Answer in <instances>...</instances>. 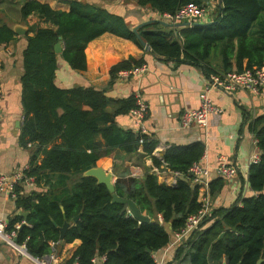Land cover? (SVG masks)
<instances>
[{
    "label": "trees",
    "instance_id": "16d2710c",
    "mask_svg": "<svg viewBox=\"0 0 264 264\" xmlns=\"http://www.w3.org/2000/svg\"><path fill=\"white\" fill-rule=\"evenodd\" d=\"M139 3L161 14H174L188 3L205 4L203 0ZM218 10L212 23L181 27L179 36L173 31L167 35L160 21L142 26L140 31L158 57L209 65L213 50L219 48L225 69L222 72L263 66L264 0H222ZM31 15L38 16L46 26L37 22L24 35L21 142L37 147L30 174L44 184L51 183V176L58 177L56 185L46 192L19 191L17 203L30 213L26 224L20 216L8 231L14 230L13 225L19 221L17 244L41 258L53 253L50 242L61 240L59 228L68 221L64 241L82 242L65 264H94L95 257L99 258L97 264H159L155 253L166 248L172 232L181 230L188 216L201 207L200 187L192 182L189 169L204 156L205 144L173 145L166 150L164 160L154 157L157 166L166 164L170 170L181 172L172 186L162 181L161 174L133 176L127 169L118 174L117 194L134 200L150 217L149 222L140 223L129 213L127 204L113 203L107 185L84 172L96 166L100 158H115L121 151L131 154L142 147L152 155L158 141L151 134L118 125L119 115L137 107L135 96L117 100L109 97L106 89L94 86H59L56 75L60 53L56 45L62 43L61 55L78 71L87 69L90 41L105 32L130 38L144 48L123 16L94 3L73 0L71 9L64 11L40 0H25L21 7L23 21L28 23ZM19 37L9 24L0 25V44ZM143 64L145 58L131 56L114 65L110 86L120 71ZM250 128L261 150V160L251 165L248 179L255 193L244 197L241 204L214 208L203 224L206 226L175 248L177 264H257L264 258V114ZM226 183L221 176L212 178L211 195L220 193Z\"/></svg>",
    "mask_w": 264,
    "mask_h": 264
},
{
    "label": "crops",
    "instance_id": "0c3cea01",
    "mask_svg": "<svg viewBox=\"0 0 264 264\" xmlns=\"http://www.w3.org/2000/svg\"><path fill=\"white\" fill-rule=\"evenodd\" d=\"M25 0H0V25L7 23L14 28L15 24L22 23L30 27L41 22L38 16L28 17V23L23 21L21 7ZM50 4L55 9L69 11L73 0H40ZM100 5L108 11L123 16L133 29L137 24L144 21L159 19L160 14L147 6H142L139 0H82ZM18 4L20 11L16 13V20L6 13L4 5ZM209 5L208 14L204 22H211L219 13V0H203ZM4 9L5 12L2 10ZM4 14V16H3ZM22 20V21H21ZM167 35L172 31L179 36L181 27L162 24L160 27ZM180 28V29H179ZM17 41L9 44H0V169L6 173L26 166H31L30 161L37 147L32 144L24 146L21 142V132L24 123V108L22 106V82L24 73L23 51L27 44V38L19 35ZM63 47V46H62ZM62 53V52H61ZM59 54L56 83L61 87H74L77 85L94 86L97 89H106L107 95L114 99H123L142 93L143 98L149 104V113L145 125L157 141V146L152 155L146 154L141 147L136 153L119 152L113 158L109 156L98 160L97 165L114 174L115 180L118 174L130 168L138 173H155L161 171L162 181L172 186L177 180L170 170H164L162 164L157 166L154 157L162 160L161 154L173 145H187L201 141L205 144V153L202 163L209 166L212 178L217 176L216 167L220 158H225L231 164L238 165L236 175L226 179L227 183L220 193L212 196L214 208L229 207L239 202L254 191L249 185L250 160L258 150L254 143V133L250 128L251 123L260 115L264 114V89L260 93L247 90L226 92L222 89L212 91V96L223 113L212 115L207 128L192 125L182 128L180 123L184 111L200 106V95L208 78L216 72L225 71L223 68L222 51L219 48L213 50L209 65L188 64L177 60L163 57H154L146 52L132 39L111 32H105L90 41L86 48L87 69L78 71L73 69L68 62ZM134 56L145 58L149 67L148 71L141 76L120 77L118 76L110 86L112 79L111 69L119 62ZM209 68V69H208ZM235 70V69H234ZM117 123L125 130H139L131 113L117 117ZM40 162V161H39ZM165 171V172H164ZM51 183L44 184L36 181L33 190L46 192L56 185V177L51 176ZM30 211L20 207L17 198L5 193H0V217L4 218L8 228L20 216L23 222L27 218L23 213ZM160 220L162 217L159 215ZM20 224L17 221L14 228ZM171 231V226L168 227ZM173 234V232H172ZM81 240L67 243L51 241L52 254L55 256L54 264H65L71 258L76 249L81 245ZM23 248H16L8 238L0 235V264H40L31 254H26ZM175 249L165 248L156 253V258L162 264H177Z\"/></svg>",
    "mask_w": 264,
    "mask_h": 264
},
{
    "label": "built area",
    "instance_id": "2783aa9c",
    "mask_svg": "<svg viewBox=\"0 0 264 264\" xmlns=\"http://www.w3.org/2000/svg\"><path fill=\"white\" fill-rule=\"evenodd\" d=\"M208 8L209 5L207 4L188 3L179 8L174 14H158H160V18L163 21L173 24L177 22H204L208 14ZM148 69L149 67L147 64H143L131 69L122 70L119 72L118 76H141L142 74L146 73ZM215 89H222L226 92H233L242 89L253 93H260L261 90L264 89V65L244 71L228 70L219 74H212L208 78V81L201 92L200 106L197 108L188 109L182 113L180 118L182 128H188L192 125H197L201 128H207L211 121L212 115H220L223 113V108L216 104L212 96V91ZM136 103L137 107L131 110V114L134 116L137 124L140 125L139 130H141L142 133L149 134V128L145 125L146 118L149 113V104L143 98L142 93L136 94ZM254 143L258 147V150L252 155L250 166L259 163L261 160V150L258 145L259 140L255 134ZM201 160L194 162L189 169V173L192 176V182L200 187L199 200L201 201V207L197 212L188 216L185 226L181 230L176 231L171 235V242L165 248L166 250H171L173 248L175 249L177 246L182 244L195 230L201 228V226L208 219L211 211L214 209L212 195L210 193L212 171L211 168L202 163ZM163 168L164 170L169 169L166 164H164ZM238 170V165L231 164L227 161V159L222 157L220 158L219 165L216 167V174L217 176L229 179L236 175ZM171 171L175 174L177 180L182 176L181 172L179 171ZM157 172L159 174L161 173L159 169ZM36 181V176L30 174V166L15 170L11 174L3 172L0 169V193H5L13 198L18 197L19 191L21 194H23L26 191L32 190L36 185ZM6 226L7 224L4 218L0 217V235L8 238L10 242L13 243L12 240L17 236V229L20 228L21 223L16 226V229L9 233L6 231ZM205 226L206 225H203V227ZM105 258V256L101 257V259ZM34 259L40 264H54L55 256L53 254H47L41 258ZM98 261V257L93 259L94 264H97ZM159 264H162V262Z\"/></svg>",
    "mask_w": 264,
    "mask_h": 264
},
{
    "label": "water",
    "instance_id": "95a60500",
    "mask_svg": "<svg viewBox=\"0 0 264 264\" xmlns=\"http://www.w3.org/2000/svg\"><path fill=\"white\" fill-rule=\"evenodd\" d=\"M220 2V5H222V0H219ZM153 21H160L159 19H152V20H148V21H144L140 24H137L134 28H133V31L136 33L138 39L140 40L144 50L146 52H149L151 53L154 57H158V55L156 53L153 52L152 50V47L151 45L143 39L142 37V34H141V31H140V28L142 26H145V25H148L149 23L153 22ZM162 23L166 24V25H170V26H175V27H185V26H195V25H206V24H210L212 23L211 22H177L175 24L173 23H168L166 21H161ZM14 30L17 32L18 35H26L28 33V30H29V26L26 25V24H22V23H16L15 26H14ZM63 50V47H62V43L59 42L57 43L56 45V51L57 53H61ZM164 156L165 154L162 153L161 154V158L162 160H164ZM129 166V173L130 175H133V176H141V177H147L149 173H138V172H135L133 171L131 168H130V165L128 164ZM84 175H87V176H94L97 178L98 182L100 183H104L107 185V187L109 188V190L112 192V195H113V198H112V202L113 203H120V204H127L128 206V211L137 219L139 220L140 223H143V222H149L150 221V217L144 213H142L139 205L132 199L130 198H125V197H121L120 195L117 194L116 192V186H115V177H114V174L112 172H108L106 169H104L103 167L99 166V165H96L88 170H86L84 172ZM24 216H27L28 215V212H24L23 213ZM79 216L76 217V220L78 219ZM23 224H26V222H23ZM70 227V222L66 221L65 224L60 227V232H61V240H64L65 238V235H66V232L68 230V228ZM223 236V234L221 235ZM13 245L16 247V248H23L22 246H19L16 242V237L13 238ZM26 254L30 255V253L27 251L26 248H23L22 249ZM264 261V258L261 257L257 264H262V262Z\"/></svg>",
    "mask_w": 264,
    "mask_h": 264
},
{
    "label": "rangeland",
    "instance_id": "374dc122",
    "mask_svg": "<svg viewBox=\"0 0 264 264\" xmlns=\"http://www.w3.org/2000/svg\"><path fill=\"white\" fill-rule=\"evenodd\" d=\"M7 1V0H6ZM6 3H9L10 5H4V4H2V7H4V9L6 10V13L8 14L9 13V16L12 18V19H14V20H16V13L18 12V11H20L19 10V8H18V4L17 3H13V4H11L10 2H6ZM4 9H2L4 12H5V10ZM0 14H1V10H0ZM3 16H4V14H3ZM22 21V20H21ZM18 23V22H17ZM21 23V22H20Z\"/></svg>",
    "mask_w": 264,
    "mask_h": 264
},
{
    "label": "bare ground",
    "instance_id": "6f19581e",
    "mask_svg": "<svg viewBox=\"0 0 264 264\" xmlns=\"http://www.w3.org/2000/svg\"><path fill=\"white\" fill-rule=\"evenodd\" d=\"M15 229H16V227H15ZM23 248H25L24 246H22ZM37 258V257H36Z\"/></svg>",
    "mask_w": 264,
    "mask_h": 264
}]
</instances>
